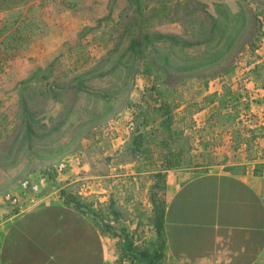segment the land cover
Instances as JSON below:
<instances>
[{"label":"rangeland","instance_id":"374dc122","mask_svg":"<svg viewBox=\"0 0 264 264\" xmlns=\"http://www.w3.org/2000/svg\"><path fill=\"white\" fill-rule=\"evenodd\" d=\"M4 26L0 203L63 191L148 245L164 145L194 173L264 159V0H0Z\"/></svg>","mask_w":264,"mask_h":264},{"label":"crops","instance_id":"0c3cea01","mask_svg":"<svg viewBox=\"0 0 264 264\" xmlns=\"http://www.w3.org/2000/svg\"><path fill=\"white\" fill-rule=\"evenodd\" d=\"M164 184L162 264H264V159L239 151L204 172L166 171ZM117 241L59 197L0 215V264H128Z\"/></svg>","mask_w":264,"mask_h":264},{"label":"trees","instance_id":"16d2710c","mask_svg":"<svg viewBox=\"0 0 264 264\" xmlns=\"http://www.w3.org/2000/svg\"><path fill=\"white\" fill-rule=\"evenodd\" d=\"M138 1V0H137ZM142 10L141 6L136 8L137 13H140ZM7 30V27L4 26L0 30V36ZM160 117L159 126L168 134L170 138L172 135V121L173 114L170 112L168 107L161 106L157 109ZM142 134H138L134 140L135 151H138L142 146ZM163 150L166 151L165 156H163L162 161V170L152 175L154 184L152 190L154 193H163L164 192V181H165V172L178 168L179 161L174 158V153L168 149L167 145H164ZM152 194L151 201L153 204L154 211V230L156 238L153 242L146 245L144 242L141 246L135 244V241L130 237L125 229L117 230L109 225H102V229L98 228L105 233L110 234L111 236L118 238L116 243V249L119 256V262H128V264H162V225H163V213H164V202L162 199L155 197V194ZM61 196L66 205L71 206L75 209L82 210L84 213L95 218L94 211L82 203L77 196H72L65 192H61ZM93 219V218H92ZM96 223V222H95Z\"/></svg>","mask_w":264,"mask_h":264},{"label":"built area","instance_id":"2783aa9c","mask_svg":"<svg viewBox=\"0 0 264 264\" xmlns=\"http://www.w3.org/2000/svg\"><path fill=\"white\" fill-rule=\"evenodd\" d=\"M23 192L19 195L6 197L0 203V215L5 217L16 216L23 211H26L28 208L32 207L36 202V186H29L27 182L22 184ZM30 190L33 196L26 195L25 191Z\"/></svg>","mask_w":264,"mask_h":264}]
</instances>
